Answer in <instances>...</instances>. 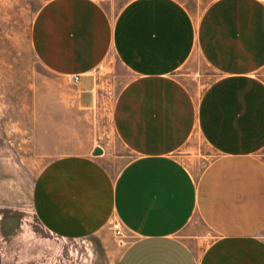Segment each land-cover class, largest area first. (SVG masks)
Here are the masks:
<instances>
[{
	"label": "crops",
	"instance_id": "crops-1",
	"mask_svg": "<svg viewBox=\"0 0 264 264\" xmlns=\"http://www.w3.org/2000/svg\"><path fill=\"white\" fill-rule=\"evenodd\" d=\"M30 45L73 85L95 132L86 152L53 159L35 180V215L49 233L82 239L118 221L134 237L118 264H264V3L127 0L111 11L48 0ZM197 59L211 73L203 87L181 73ZM117 67L129 78L109 105ZM109 110L131 155L117 174L96 134ZM199 142L211 157L195 173L177 153ZM200 226L213 237L206 245Z\"/></svg>",
	"mask_w": 264,
	"mask_h": 264
},
{
	"label": "rangeland",
	"instance_id": "rangeland-1",
	"mask_svg": "<svg viewBox=\"0 0 264 264\" xmlns=\"http://www.w3.org/2000/svg\"><path fill=\"white\" fill-rule=\"evenodd\" d=\"M46 1L0 0V264H118L134 238L123 227L120 235L109 225L90 237L61 239L35 215L33 188L41 170L59 156L86 152L95 134L77 109L73 85L49 72L33 55L31 25ZM99 1L111 11L127 2ZM181 73L188 80L198 77L196 87L207 84L211 75L199 60ZM261 74L264 77V69ZM128 78L121 67L106 78L109 105ZM100 124L96 134L111 148L107 165L117 174L131 155L118 143L110 110ZM177 155L195 173L211 157L200 142ZM199 233L203 245L213 239L202 226ZM191 234L187 227L181 236Z\"/></svg>",
	"mask_w": 264,
	"mask_h": 264
},
{
	"label": "built area",
	"instance_id": "built-area-1",
	"mask_svg": "<svg viewBox=\"0 0 264 264\" xmlns=\"http://www.w3.org/2000/svg\"><path fill=\"white\" fill-rule=\"evenodd\" d=\"M262 3H264V0H260ZM103 69L102 66L99 67V70ZM79 80V76H74L73 77V81L74 82H78ZM113 230L115 231L116 234L120 235L121 234V224L118 222V221H114L112 224H111Z\"/></svg>",
	"mask_w": 264,
	"mask_h": 264
},
{
	"label": "water",
	"instance_id": "water-1",
	"mask_svg": "<svg viewBox=\"0 0 264 264\" xmlns=\"http://www.w3.org/2000/svg\"><path fill=\"white\" fill-rule=\"evenodd\" d=\"M102 149L100 147H95L94 150H93V155L94 156H99L102 154Z\"/></svg>",
	"mask_w": 264,
	"mask_h": 264
}]
</instances>
